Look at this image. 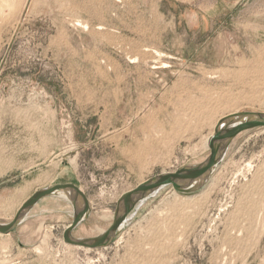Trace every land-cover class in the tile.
Listing matches in <instances>:
<instances>
[{
    "label": "rangeland",
    "instance_id": "1",
    "mask_svg": "<svg viewBox=\"0 0 264 264\" xmlns=\"http://www.w3.org/2000/svg\"><path fill=\"white\" fill-rule=\"evenodd\" d=\"M244 111L264 112V0H3L0 223L74 174L91 208L75 235L101 234L122 194L202 162ZM62 202L35 207L19 241L0 234V264H264V129L201 190L145 200L105 249L50 229L70 221Z\"/></svg>",
    "mask_w": 264,
    "mask_h": 264
},
{
    "label": "water",
    "instance_id": "2",
    "mask_svg": "<svg viewBox=\"0 0 264 264\" xmlns=\"http://www.w3.org/2000/svg\"><path fill=\"white\" fill-rule=\"evenodd\" d=\"M254 129H264V112L244 111L219 119L208 144L210 152L202 162L182 167L175 172L160 173L122 194L116 202L110 226L101 234L85 238L73 235V231L90 217L91 208L85 193L71 183L56 184L35 191L20 205L10 222L0 223V234L12 233L42 200L58 197L66 200L72 209V220L62 232L63 242L78 248L105 249L114 242L131 213L162 189L170 187L180 194L201 190L211 179L233 140L241 133Z\"/></svg>",
    "mask_w": 264,
    "mask_h": 264
},
{
    "label": "crops",
    "instance_id": "3",
    "mask_svg": "<svg viewBox=\"0 0 264 264\" xmlns=\"http://www.w3.org/2000/svg\"><path fill=\"white\" fill-rule=\"evenodd\" d=\"M237 113V112H236ZM233 114V113H232ZM65 175H67V172H64V176ZM72 176H74V177H72V178H70V180H68V181H66L65 183H71V184H74V185H76L77 187H79L83 192H84V190L82 189V186H80V184L78 185V183H77V181L76 180H74L75 178H76V176L73 174ZM65 183H63V184H65ZM55 199V198H57V197H50V199ZM47 199V198H46ZM59 199V198H58ZM43 201V200H42ZM42 201L40 202V203H42ZM64 202L66 203L67 201L66 200H64L63 199V202H62V204H63V207L62 208H58L57 209V211L56 212H58V214H62L63 215V217L65 218L66 216H68L69 215V217H70V221L67 223L66 221H60L59 220V218H56L55 220H54V222H52V225L50 226V229H61V234H60V236L62 237V232H63V230L67 227V225L71 222V220H72V218H71V216H70V214H72V212L71 211H68L66 208H65V204H64ZM39 203V204H40ZM39 204H37L35 207H38V205ZM70 205V204H69ZM34 207V208H35ZM71 207V206H70ZM33 208V209H34ZM32 209V210H33ZM31 213V212H30ZM30 213L28 214V216L25 218V220L12 232V233H10L9 235H7V236H9V237H13L15 240H17V241H19L18 240V238H16V236L18 235V234H20L22 231H23V229H24V227L25 226H22L23 225V223L24 222H26V219L29 217V215H30ZM60 216V215H59ZM55 218V217H54ZM88 221V219L87 220H85L83 223H81L74 231H73V235L76 237V235H75V231L80 227V226H82V225H85V223ZM37 238H34V239H32V243L34 244H36V242H37Z\"/></svg>",
    "mask_w": 264,
    "mask_h": 264
},
{
    "label": "bare ground",
    "instance_id": "4",
    "mask_svg": "<svg viewBox=\"0 0 264 264\" xmlns=\"http://www.w3.org/2000/svg\"><path fill=\"white\" fill-rule=\"evenodd\" d=\"M3 0H0V2H2ZM9 1V0H8ZM235 112V111H234ZM234 114V113H233ZM212 135H213V133H212ZM212 135L207 139V148H208V144H209V141H210V138L212 137ZM209 149V148H208ZM71 208V207H70ZM71 212H72V209H71ZM113 218V217H112ZM99 220H100V218H98ZM102 220V219H101ZM100 220V221H101ZM66 229V228H65ZM104 232V231H103Z\"/></svg>",
    "mask_w": 264,
    "mask_h": 264
}]
</instances>
